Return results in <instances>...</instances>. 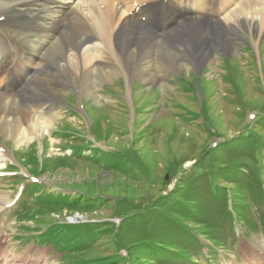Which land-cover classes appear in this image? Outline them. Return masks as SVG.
Returning a JSON list of instances; mask_svg holds the SVG:
<instances>
[{
    "label": "rangeland",
    "instance_id": "1",
    "mask_svg": "<svg viewBox=\"0 0 264 264\" xmlns=\"http://www.w3.org/2000/svg\"><path fill=\"white\" fill-rule=\"evenodd\" d=\"M228 38L232 42L230 50L218 48L211 61L201 64L191 59L188 52L172 50L176 65L169 70L160 64L151 67L149 73L155 74L156 80L150 82L139 76L128 78L114 56L103 53L96 63L107 72L101 71V76L94 70L93 85L87 83L84 94L79 92L84 84L82 62L76 71L66 73L67 55L59 56L55 51L59 58L51 61L63 66L62 74L54 69L42 71V76L38 74L46 82L36 87L43 104L22 101L33 112L37 107L43 108L42 114L33 113L31 118V112L17 132H0V146L9 147L10 159L14 161L13 150L16 160L38 175L40 183L23 190L25 195L19 199L16 213L14 208L0 213V246L7 259L0 264H156L167 248L170 257L180 253L177 259L186 258L189 263L197 260L195 264H243L242 258L235 255L239 249L257 248L264 243V32L261 34L258 26L243 28ZM68 41L63 32L54 35L53 43L63 50ZM157 43L160 47V39ZM182 47L177 48L184 50ZM48 51L46 47L44 52ZM80 54H74L75 62ZM74 87L80 95H75ZM48 95L52 98L48 99ZM67 102L83 111L84 118L70 114ZM136 110L141 114H135ZM251 114H258L252 131L246 125L254 120ZM44 118L48 124L46 132L39 127L36 131L30 129L28 124L33 120L42 123ZM22 129V135L29 138L15 142L14 137ZM76 130L94 138L96 146L112 149L105 150L110 155L98 152L84 158L67 154L70 144H74L76 152L79 150ZM215 143L220 146L209 149ZM0 160V169L9 170L7 159ZM40 161H44L41 172ZM20 169L19 174L23 170ZM20 177L0 178V198L13 196L24 182ZM59 188L66 190L61 192ZM244 188L250 194L252 189L260 193L256 206L250 207L256 202L252 201V194L246 200ZM228 202H232L236 213L254 221L247 227L236 222V239L230 237L228 215L222 210ZM1 203L2 200L0 207ZM78 214L105 222L55 223V219L67 221L65 217ZM118 218L123 219L120 225ZM184 220L192 227H184L192 233L190 238L185 230L178 231L183 229L180 223ZM27 226L49 227L47 233L35 236L36 242L44 243L30 242L32 231ZM244 228L247 232L242 236ZM204 230L212 234L205 235ZM222 238L228 242L224 247ZM74 239L77 240L71 244ZM187 240V247L178 246ZM206 241L212 246L220 245L212 260L200 252L202 243L211 246ZM120 244L130 252L124 259L118 256ZM137 245L146 253L139 263L135 261ZM155 248L158 256L154 260ZM248 250L243 252L246 261L254 259L259 263L252 258L254 250ZM64 253L68 257L61 259ZM260 254L257 252L258 257ZM106 255L104 260H96Z\"/></svg>",
    "mask_w": 264,
    "mask_h": 264
},
{
    "label": "bare ground",
    "instance_id": "2",
    "mask_svg": "<svg viewBox=\"0 0 264 264\" xmlns=\"http://www.w3.org/2000/svg\"><path fill=\"white\" fill-rule=\"evenodd\" d=\"M133 1L0 0V132H17L31 112V118L33 113L42 114L43 108L37 107L33 112L30 105L22 101L42 102L36 87L46 82L38 74L42 76L46 69L62 74L63 66L51 61L62 54L67 55L66 73L76 71L80 62L85 67L84 84L79 91L84 94L87 83L93 85L94 70L101 76V71L107 72L96 63L103 53L114 56L113 60L128 78L139 76L150 82L156 80V75L149 73L151 67L160 64L169 70L176 65L172 50L188 52L191 59L201 64L211 61L213 51L218 48L223 51L232 48L228 38L231 33L238 35L243 28L257 26L261 34L264 32V0H225L230 7L221 17H218L219 10H215L214 0H167L164 4L163 0H136L137 4L148 2L142 9L149 24L128 15L134 7ZM162 5L166 6V13H170L169 21L166 19L168 14H160ZM182 5L185 14L179 8ZM209 16L212 18L207 19ZM175 17L179 18L173 24ZM59 32L69 39L65 50L53 43L54 35ZM20 46L25 47L22 51L25 59L21 54L20 58H14ZM175 46H183L184 50ZM46 47L47 53L44 52ZM55 51L59 56L54 55ZM76 52L81 53L77 62L73 60ZM6 59H10L8 63ZM44 61L46 65H43ZM28 65L30 68L26 69L24 66ZM18 66L24 72L18 73ZM13 84H16L14 89ZM51 89L49 86L47 90ZM41 96L45 97L44 94ZM50 98L52 96L48 95ZM44 119L42 123L33 120L28 124L30 129L36 131L39 127L46 132L48 124ZM23 130L14 137L15 142L29 138L22 135ZM4 155L0 153V157ZM0 200L5 205L10 198Z\"/></svg>",
    "mask_w": 264,
    "mask_h": 264
},
{
    "label": "trees",
    "instance_id": "3",
    "mask_svg": "<svg viewBox=\"0 0 264 264\" xmlns=\"http://www.w3.org/2000/svg\"><path fill=\"white\" fill-rule=\"evenodd\" d=\"M214 163H215V161H214ZM216 163H218V160H217V162ZM217 168V167H216ZM137 250H136V254H135V257H136V259H135V261H137L138 263H139V261H141V259H142V257H144L145 258V256H144V254H146L145 253V251L142 249V248H140V246L138 245V248H136ZM155 253H156V251L155 250H153ZM143 252V254H141ZM162 256H163V254H162ZM145 263H147L146 261H145ZM148 264V263H147ZM164 264V263H163Z\"/></svg>",
    "mask_w": 264,
    "mask_h": 264
}]
</instances>
